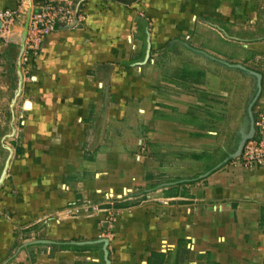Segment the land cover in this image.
I'll use <instances>...</instances> for the list:
<instances>
[{
    "label": "crops",
    "instance_id": "crops-1",
    "mask_svg": "<svg viewBox=\"0 0 264 264\" xmlns=\"http://www.w3.org/2000/svg\"><path fill=\"white\" fill-rule=\"evenodd\" d=\"M82 8L28 67L34 0L0 41L18 144L0 264H264V165L237 160L264 100V0Z\"/></svg>",
    "mask_w": 264,
    "mask_h": 264
},
{
    "label": "built area",
    "instance_id": "built-area-1",
    "mask_svg": "<svg viewBox=\"0 0 264 264\" xmlns=\"http://www.w3.org/2000/svg\"><path fill=\"white\" fill-rule=\"evenodd\" d=\"M30 0H20L16 7L0 8V41H6L12 34L21 6ZM72 0H34L35 9L26 17L24 43L19 55L21 66L28 67L39 56L44 41L57 29L81 27L86 19L82 8ZM254 134L249 137L237 157L248 168L264 165V100L256 106L254 116Z\"/></svg>",
    "mask_w": 264,
    "mask_h": 264
},
{
    "label": "rangeland",
    "instance_id": "rangeland-1",
    "mask_svg": "<svg viewBox=\"0 0 264 264\" xmlns=\"http://www.w3.org/2000/svg\"><path fill=\"white\" fill-rule=\"evenodd\" d=\"M78 1L79 0H73L72 3L75 6V8L78 7ZM85 0H82L81 3H84ZM27 80V79H26ZM4 84V83H3ZM10 83L4 84L3 86H8ZM14 87L8 88L7 92L0 95L1 101L5 103L6 105L0 106V121L2 122L0 128V166H3V159H8V162L10 161L11 157L13 156V152L15 149L18 148V144L16 143L15 134L13 133L12 124H10V120L14 119L15 110L14 105L12 106L11 103L13 99L15 98L14 95ZM6 91V90H5ZM2 103V102H1ZM9 125V126H8ZM5 134H8L6 137H4Z\"/></svg>",
    "mask_w": 264,
    "mask_h": 264
},
{
    "label": "water",
    "instance_id": "water-1",
    "mask_svg": "<svg viewBox=\"0 0 264 264\" xmlns=\"http://www.w3.org/2000/svg\"><path fill=\"white\" fill-rule=\"evenodd\" d=\"M253 126H254V118H253ZM253 128H254V131H255V127H253ZM251 136H252V135H251ZM251 136H249V137H251ZM249 137H247V138L243 141V143H242V145H241V147H240L239 154H240V152H241V150H242V148H243V145H244L245 141H246Z\"/></svg>",
    "mask_w": 264,
    "mask_h": 264
}]
</instances>
